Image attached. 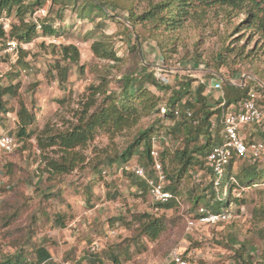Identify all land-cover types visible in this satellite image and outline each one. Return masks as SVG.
<instances>
[{"label":"rangeland","instance_id":"374dc122","mask_svg":"<svg viewBox=\"0 0 264 264\" xmlns=\"http://www.w3.org/2000/svg\"><path fill=\"white\" fill-rule=\"evenodd\" d=\"M104 1L108 2L109 17L90 11L87 0H71L68 5L43 0L41 6L27 12L26 19L55 20L56 27L64 23L66 34L61 37L43 35L38 28V36L30 43H20L11 35L14 27L20 24L16 12L3 15L10 19V29L0 34V78L5 84H18V96L7 95L9 111L0 117V134L14 135L18 146L12 152L0 150V261L21 250L28 252L33 244L46 243L56 261H69L70 264H163L169 251L181 244L192 264H244L239 259L241 252L248 258L245 264H264V178L253 179L251 185L242 183L239 178V182L235 180L230 221L199 224L188 229L187 219L195 215L198 207L214 198L211 177L202 165L191 167L185 174L180 173V161L172 165V157L178 149L186 147L187 141L183 127L176 133L170 132L168 127L181 123L184 117L181 114L176 118L166 117L163 110L169 109L170 98L184 81L190 83L191 93L180 103L191 98L196 102L195 93L203 84L202 79H212L207 72L212 71L215 62L208 59L217 56L222 48L230 52L232 61L229 66L220 67L217 74L221 80L215 78L222 82L223 88L204 92L208 104L213 110L219 108L220 113L222 107L225 111L220 101L244 95L246 89L239 87L247 83L249 90L258 94L264 109V41L253 33L252 27L237 28L245 13L214 11L201 26L195 28L189 24L178 32L177 51L166 56L152 36L153 22L135 25L127 20L129 16H140L159 0ZM102 20L105 24L97 26ZM10 39L18 41L16 50L9 49ZM97 40L113 43L121 60L96 56L92 43ZM137 42L138 49L132 51ZM69 43L78 46L81 58L77 65H72L68 80L60 82L56 65L60 62L64 66L67 62L61 60L54 45ZM185 44L191 51L199 47L204 63L198 65L183 59L181 51ZM136 68V85L141 84L147 74L154 73L169 86L161 91L150 83L145 84L161 99L157 109L131 130L114 135L105 130L97 131L94 139L80 148L83 161L72 172L62 175L49 172L43 155L58 154L53 148L43 151L37 135L47 127L51 133H56L76 123L77 114L87 99L88 87L100 82L101 77L107 78L109 89H118L121 75ZM135 89L136 86L131 88V92L136 93ZM101 97L98 95V100ZM21 101L35 115L34 123L28 125L35 133L25 141L19 140L16 134ZM197 105L200 104L195 103L194 110ZM157 122L160 126L156 132L164 136L158 143L159 148L164 152V161L178 187L179 202L170 208L157 207L148 192L137 189L129 171L119 166V162L102 164L108 153L116 156L124 151L134 141L139 127ZM185 125L192 131L196 127L189 120ZM221 127L219 121L218 140ZM263 132L256 125L243 130L247 141L264 140ZM193 144L192 141L190 146ZM135 160L146 159H140L139 152L131 159ZM96 164L107 173L97 172ZM250 165L235 158L230 171L238 177L247 173ZM253 165L264 171V155ZM225 188H228L227 181L220 189L227 196L229 192L227 194ZM202 194H205L204 199L196 204L197 197ZM43 212L48 214L45 221ZM145 212L166 217L167 228L154 240L141 231L139 221L134 219L136 214ZM56 213L65 216L66 227L54 226ZM94 241L102 245L96 253L90 249ZM91 256L99 257L96 260Z\"/></svg>","mask_w":264,"mask_h":264},{"label":"trees","instance_id":"16d2710c","mask_svg":"<svg viewBox=\"0 0 264 264\" xmlns=\"http://www.w3.org/2000/svg\"><path fill=\"white\" fill-rule=\"evenodd\" d=\"M43 0H0V16L10 15L13 11L16 12L20 24L15 26L11 31V35L14 38H17L20 43H30L35 37L38 36V28L42 29L43 35L61 37L66 34L64 28V23H59V27H56V21H48L38 19H26L27 12L33 9L35 6H41ZM71 0H52L55 3H64L68 5ZM87 4L90 7V11L96 13H104L109 17L110 13L107 9V1L104 0H87ZM125 8V7H124ZM127 7V10L131 11L132 7ZM233 10H239V13H245V17L242 20L241 24L237 28L252 27L253 33L259 36L261 40L264 41V0H159L154 3L148 10L142 12L138 17L132 18L129 16L128 23L133 22L135 25L143 22H153V33L152 36H155L158 42L160 50L166 56L169 53H174L177 51V40L178 35L182 29L187 25L191 24L195 28L201 26V23L211 17L212 12L222 11L229 13ZM50 11L52 7L50 6ZM87 12V11H86ZM59 17L63 15L58 14ZM101 20V18L99 17ZM61 24V25H60ZM104 21H99L97 26L104 25ZM5 30L0 25V34L4 35ZM93 32V31H91ZM174 38V41L172 40ZM139 41V39H137ZM54 47L59 51L61 60L67 62V65H56L59 71V81L66 82L69 78L72 65H77L81 58V53L78 46L74 43L69 44H60L54 45ZM183 51H181L183 59H189L195 64L204 63L203 52L199 50V47L191 51L185 44L183 46ZM138 49V42L132 47V51ZM93 53L100 57L111 61L121 60V56L118 55L114 44L108 41L97 40L92 43ZM233 51V49H229ZM226 49H221L218 55H212L210 57L211 61H214L215 64L212 68V71L207 72L210 78H218L221 80L217 74L221 66H229L232 59L230 52L226 53ZM207 65V63H206ZM62 66V67H61ZM208 66V65H207ZM137 68L129 72H125L121 75L118 89H109L107 78L101 77V81L95 84H91L88 87L87 99L83 104L82 109L77 114V122L71 125L70 127L57 131L56 133H51L50 128L44 129L37 135V142L39 147L45 151L49 148H53L58 155L50 157L49 153H45L43 158L47 162V169L51 173L56 175L68 174L76 169L78 164L83 161L81 157L80 148L87 146V144L94 139L97 131L105 130L108 134L114 135L117 133H122L125 130H131L134 126L139 125L141 119L148 114L154 112L159 106L161 101L159 95L154 91L145 86L146 83H150L159 90H166L169 88L168 85H164L154 73H149L145 76L144 81L141 84L136 85ZM136 93L131 92V88L135 87ZM235 86V85H230ZM237 87V86H236ZM191 85L184 81L181 83L180 89L175 90L174 94L169 100V109L165 108V116L176 118L181 114L184 118L181 123H177L172 128L169 126L170 132L174 131L175 133L179 128L183 127L185 132V140L187 141L186 147L181 150H177L176 154L172 157V165L176 160L180 161L182 167L180 169L181 174H185L189 169L196 165L204 166L211 177V188L214 194L212 201L208 200L207 203H204L209 211H222L233 204L232 197V188L236 186V182L231 179V176L239 182L238 178L242 183L246 185H251L253 179L262 176L264 178V171L259 170L257 166L250 165L247 173H242L240 176L232 175L230 167L232 166L234 159L238 158L237 155H233L230 164L227 168V194L224 195L218 191L213 184V174L211 169L207 166L206 156L210 152L211 148L216 144H221L223 139L221 137L218 140L217 134H214L211 130V122L213 118H217L222 124V119L224 115V108L222 107L221 113L220 109L213 110L207 102V98L204 95V92L207 94L208 88L204 84H200L197 92L195 93V101L193 98L191 100L187 99L184 104L180 103L181 99L186 95L191 93ZM246 89L244 95L232 99V97L226 98L225 105L221 106L228 107L232 103H236L239 100L246 98L251 92L247 83L244 86L239 87ZM7 95L18 96V84L3 83L0 78V117L6 114L9 111L8 108V99ZM102 96L98 100L97 96ZM195 103L197 105L196 110ZM20 108L17 112L18 115V130L16 132L17 137L21 141H25L27 138H30L32 134L35 133L34 129L29 130L28 125L34 123L35 115L24 102H20ZM180 104V106H179ZM220 106V107H221ZM94 108V109H93ZM93 109V110H92ZM188 109L192 111V117L188 116ZM179 111L177 114L176 111ZM198 115L200 120L198 119ZM186 118V119H185ZM187 120L191 121L196 127L194 131L191 128L187 127L185 124ZM1 121V118H0ZM195 121V122H193ZM159 122V121H158ZM152 124L148 127H139L136 132L134 141L128 145V147L118 153L116 156H111L107 154V159L102 162L104 165H111L114 161L119 162L118 165L124 168L131 162V159L136 153L140 152L141 163L145 165L148 171L153 174L152 163L153 156L151 155V150L154 146L155 139L162 136V132L157 131L160 125ZM222 129V127H221ZM220 129V130H221ZM264 133V132H263ZM3 134V133H2ZM1 135V134H0ZM172 135V134H171ZM203 139V141L201 140ZM202 142H201V141ZM194 142L193 146H190L191 142ZM142 146V150L140 147ZM140 150V151H139ZM164 152L160 151V161L163 165L166 178H167V188L173 193V198L167 203H156L157 207H166L170 208L178 204L179 199L177 195V184L174 182V176L170 174V168L164 161ZM140 162V161H139ZM96 164L94 169L97 172L104 174L106 169H99ZM171 165V166H172ZM120 167V168H121ZM179 173V176L181 175ZM104 176V175H102ZM130 178H133V183L137 189L141 192H149L148 184L134 175L132 172H129ZM240 184V183H239ZM241 186V185H239ZM205 194H202L197 197L196 204L204 199ZM237 198V197H235ZM192 218H196L199 215L198 211ZM47 213L43 212L44 221L47 218ZM122 218H119V220ZM134 219L139 221L141 225V231L150 239L154 240L159 237V235L165 231L167 228V221L164 215L157 216L154 213H138L135 215ZM230 221V220H229ZM228 221H222L218 223L211 224H222ZM55 227H66V218L62 213H56L54 220ZM243 246L245 243L243 242ZM242 263H246L248 258L242 255V252L239 253ZM94 259H98L99 256H91ZM54 261V256L47 248L46 243L42 245L35 246L33 244L32 249L27 251H20L6 257L5 260H1L0 264H40L43 262H52ZM241 264V262L239 263Z\"/></svg>","mask_w":264,"mask_h":264},{"label":"built area","instance_id":"2783aa9c","mask_svg":"<svg viewBox=\"0 0 264 264\" xmlns=\"http://www.w3.org/2000/svg\"><path fill=\"white\" fill-rule=\"evenodd\" d=\"M0 25H2L5 31L9 30L10 19L5 16H0ZM7 44L9 49L16 50L18 47V41L15 39L8 40ZM202 83L211 90L220 91L223 88L222 82L214 78L209 81L202 79ZM221 104L224 105L225 100H223ZM163 110L165 111L166 109L164 108ZM176 113L178 114L179 111L177 110ZM188 116L192 117V111L190 109H188ZM222 124L223 126L220 130V134L223 142L214 145L206 156L207 166L211 169L213 174L214 187L218 191L226 184L227 168L233 155H237L239 159L247 161L250 164H257L264 155V140L247 141L243 134L244 129L254 125L264 131V109L259 103L258 94L251 91L246 98L226 107ZM218 128L219 120L213 118L210 130L216 134ZM162 137L164 136L155 139L154 146L151 150V155L153 156V174L148 171L145 165L137 160L131 161L124 167L125 170L132 172L148 184L150 196L155 203H167L173 198V193L167 188L168 182L166 174L159 158L160 148L158 143ZM17 146L18 142L14 135L9 133L0 135V150L12 152ZM105 173H107V171H104V174ZM231 179L235 181L233 177H231ZM226 190L227 188H225V192ZM231 205L225 210L218 212L209 211L205 206H200L198 209V217L187 219V228L194 229L199 224L218 223L231 220L233 217ZM101 248L102 245L99 241L92 242L90 247L91 251L94 253L100 251ZM40 264H70V262L56 261L54 259L52 262H43ZM163 264L192 263L190 257L184 255L181 244H179L169 251Z\"/></svg>","mask_w":264,"mask_h":264}]
</instances>
